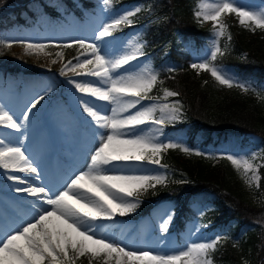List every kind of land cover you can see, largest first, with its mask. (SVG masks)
Returning <instances> with one entry per match:
<instances>
[{
	"label": "snow or ice",
	"instance_id": "6c2138e0",
	"mask_svg": "<svg viewBox=\"0 0 264 264\" xmlns=\"http://www.w3.org/2000/svg\"><path fill=\"white\" fill-rule=\"evenodd\" d=\"M102 5V11L113 12L115 0H102ZM151 10V7L135 6L123 12L115 11L112 18L98 28L91 41L0 40L2 49H11L18 44L24 49V55L37 58L52 56L53 53L47 51L50 48L78 46L82 51L63 64L59 75L66 76L71 72L76 76L95 78L69 79L68 83L81 94L78 107L82 115L90 118L89 123L99 130L95 132L98 145L85 165L86 170L73 173L58 185L42 181L39 166L26 154L22 141L11 143L0 137V170L4 171L7 180L18 185L13 188L14 192L34 198L31 218L0 235V264H76L81 257L88 258L89 264L93 260L98 264H214L213 254L226 237L190 240L177 251L160 252L126 247L104 234L103 222L135 212L143 192L167 185V165L161 163V158L169 149L206 159H225L248 188L255 186L259 190V168L264 167V163L257 165L254 162L264 160V149L250 156H217L193 152L179 142L161 140L164 127L183 115L179 100L169 101L170 97H178L179 92L163 88L162 96L150 95L163 81L147 61L146 43L138 39L139 33L128 40L122 54L112 56L109 52L113 39H123L114 34L122 32L124 27H134L133 18L141 11ZM229 14L234 15L246 30L264 31V4L249 6L239 0H198L193 16L200 24L212 22L213 39L204 58L193 61L190 68L197 74L201 71L210 73L221 86L252 92L260 98V90L215 63L230 48L232 36L224 20ZM221 38H226L223 47ZM54 55L50 61L53 65L64 58L63 51H56ZM167 71L174 73L176 69L169 67ZM46 95L47 92L34 98L20 118L0 106V129L21 133L33 109ZM97 101L104 104L97 105ZM144 101L151 103L145 105ZM105 105L110 106V115ZM147 166L165 171L149 170ZM172 220L173 214L168 213L160 223L159 231L167 233ZM200 231L201 228L196 227L192 234Z\"/></svg>",
	"mask_w": 264,
	"mask_h": 264
},
{
	"label": "trees",
	"instance_id": "16d2710c",
	"mask_svg": "<svg viewBox=\"0 0 264 264\" xmlns=\"http://www.w3.org/2000/svg\"><path fill=\"white\" fill-rule=\"evenodd\" d=\"M197 2L115 0L112 13L132 4L152 9L150 12L141 11L133 19L135 26L142 27L139 39L146 43L144 51L152 55V67L163 81L153 91L158 90L156 94L160 95L161 89L167 88L180 94L172 98L183 105L182 126L171 129L170 138L180 136L193 144L200 136L203 146L213 143V138L244 139L256 135L262 140L264 149V91L261 89L264 84V31L246 30L232 17L227 18L225 23L232 36L230 48L215 62L219 67L234 69L239 77L249 80L261 91V97L237 88L217 87L210 73L198 75L190 68L189 55L182 49L183 44L189 42L203 59L206 55L203 50L213 39L212 27L199 24L193 16ZM79 4V8L88 12L103 8L102 0H79ZM5 5L18 6L1 8ZM47 9L56 13L60 10L57 4L51 5L47 0H0V31L16 25L27 26ZM225 43L226 38H221V47ZM165 60L170 64L163 69ZM1 66L3 71L16 74L7 65ZM169 67L176 71L169 73ZM182 129L185 131L179 134ZM211 154L217 155L215 152ZM161 160L167 165L169 182L157 188L153 197L179 200L175 205V231H182L187 220L198 219L209 225L211 239L216 236L227 238L213 254L214 264H264V167L259 168L261 180L259 190H256L245 186L225 159H206L179 149H169L162 154ZM149 198H152L150 195L147 200L152 202ZM193 202L204 208L190 207ZM150 208L151 203L145 204L142 214ZM76 263L85 264L86 257L79 258Z\"/></svg>",
	"mask_w": 264,
	"mask_h": 264
},
{
	"label": "rangeland",
	"instance_id": "374dc122",
	"mask_svg": "<svg viewBox=\"0 0 264 264\" xmlns=\"http://www.w3.org/2000/svg\"><path fill=\"white\" fill-rule=\"evenodd\" d=\"M47 1L51 5L57 4L60 9L59 12H53L51 9L41 11L40 17L27 26L16 25L8 30L0 31V40L59 43L70 42L76 39L91 41L98 28L113 16L112 12L102 11V7L96 8L93 12L85 11L79 8V0ZM239 2L249 6L264 4V0H239ZM17 6L5 5L1 8H14ZM135 6H141V4L126 6L121 12ZM230 17L235 19L239 24L237 18L232 14L225 16L224 20ZM204 24L212 27V22L210 21L201 25ZM124 28L122 32L114 34V37H122L123 39H113V43L109 49L112 56L122 54L127 47L128 40L136 33L140 34L142 27L134 25V27H128L126 31ZM210 48L211 45L206 46L203 53H207ZM182 49L189 55V65L197 59H202L196 51L195 46L191 43H184ZM47 51L53 53V55L50 57L41 55L37 58L36 56L24 55V49L18 44L14 45L11 49L0 48V106H3L17 118H20L22 112L34 98L47 92L45 99L37 105L36 109H33L25 129L21 133L8 129H0V137L4 138L6 142L11 143L22 141L26 154L39 166L42 181L47 184L58 185L63 183L73 173L86 170L85 165L90 162V155L98 145V138L95 137V132L99 130L89 123L90 118L82 115V110L78 107V98L81 94L75 92V89L68 83V80L83 81L94 80L95 78L76 76L71 72L66 76L59 75V70L63 64L68 60H72L73 57L79 55L80 51H82L78 46L69 49L50 48ZM56 51H63L64 58L53 65L50 61L55 58L54 54ZM164 54L168 55V52ZM160 56H158V60H160ZM146 59L153 66L152 55L147 54ZM166 60L162 62L163 69L166 64H170L166 63ZM2 64L12 68L11 71L13 70L16 74L3 71ZM221 68L241 81L251 84L249 80L239 77L234 69L229 67ZM201 73L203 71L198 75ZM212 80L216 83L217 87H224L219 85L213 77ZM261 89L264 91V84H262ZM156 91L158 90L152 91L150 95H163L162 89L160 95L156 94ZM169 101L175 100L170 97ZM96 103L97 105L104 104V102L100 101ZM143 103L148 105L151 101H144ZM105 109L107 110V114L110 115V106L105 105ZM182 121L183 118L181 116L175 123L166 125L161 140L167 142L172 139L171 141H177L192 149L193 152L200 151L207 154L215 152L218 156L221 154L250 156L252 153L259 152L262 149L263 142L256 135H249L244 139L229 137L221 140L213 138V143L211 142L203 146L200 143V136L194 139L193 144L180 138V136L170 138V130L181 128ZM184 131L185 129H182L178 133L181 134ZM254 163L259 165L264 163V160L257 159ZM147 167L149 170L155 168V166ZM155 170L159 172L165 171L159 168H155ZM236 174L245 185L237 171ZM17 186L12 181L7 180L4 171L0 170V235L5 231L13 229L23 220L31 218V214L34 211L31 206L34 198L14 192L13 188ZM159 187L163 186L158 185L155 189H149L140 195L141 203L135 212L124 217L117 216L114 221L103 222L105 225V236L126 247L137 250L150 249L160 252L177 251L190 240H210L212 233L209 225L198 219L187 220L183 225L182 231H175V205L179 200L155 199L153 196ZM149 195L152 197L149 198L152 202L147 200ZM147 203H151V208L142 214L144 205ZM190 207L196 209L200 207L204 208L198 202H193L190 204ZM168 213L173 214V220L168 232L161 233L159 225ZM204 225H207V227H203ZM196 227H200L201 231L193 235L192 233ZM85 264H89L88 258H86ZM92 264H98V262L93 260Z\"/></svg>",
	"mask_w": 264,
	"mask_h": 264
}]
</instances>
